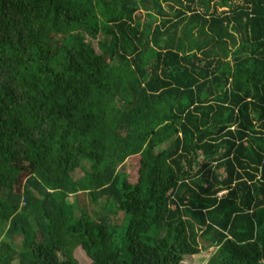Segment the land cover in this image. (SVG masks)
I'll use <instances>...</instances> for the list:
<instances>
[{"label":"trees","instance_id":"1","mask_svg":"<svg viewBox=\"0 0 264 264\" xmlns=\"http://www.w3.org/2000/svg\"><path fill=\"white\" fill-rule=\"evenodd\" d=\"M78 248L264 264V0H0V264Z\"/></svg>","mask_w":264,"mask_h":264},{"label":"rangeland","instance_id":"2","mask_svg":"<svg viewBox=\"0 0 264 264\" xmlns=\"http://www.w3.org/2000/svg\"><path fill=\"white\" fill-rule=\"evenodd\" d=\"M165 9H167L166 5H165ZM130 162H131V164H133V160ZM81 176H82V172L80 170H77L73 174V180L75 181V180L79 179ZM74 199H75V197L73 195H71L68 198V201L72 203V202H74ZM82 201L85 203V200L83 199L82 195H80L78 202H82ZM19 240H20V238H16L15 243H18ZM75 255H76V259L79 262V264H89V260L87 258H85V255H84V253H82L80 248L76 249ZM209 255H210V250L205 252V254H200V255L192 257L190 259L187 258L185 260L184 264H204V260H207Z\"/></svg>","mask_w":264,"mask_h":264}]
</instances>
